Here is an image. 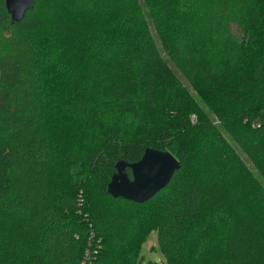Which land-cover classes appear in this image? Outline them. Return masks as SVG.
Returning a JSON list of instances; mask_svg holds the SVG:
<instances>
[{
    "label": "trees",
    "instance_id": "1",
    "mask_svg": "<svg viewBox=\"0 0 264 264\" xmlns=\"http://www.w3.org/2000/svg\"><path fill=\"white\" fill-rule=\"evenodd\" d=\"M34 1L0 0V264H264V0ZM147 147L169 185L110 196Z\"/></svg>",
    "mask_w": 264,
    "mask_h": 264
},
{
    "label": "water",
    "instance_id": "2",
    "mask_svg": "<svg viewBox=\"0 0 264 264\" xmlns=\"http://www.w3.org/2000/svg\"><path fill=\"white\" fill-rule=\"evenodd\" d=\"M7 13L12 21H21L29 9H33L34 0H4ZM143 157L138 162L129 163L120 159L116 167V173L108 183V193L117 199L136 201L140 204L147 202L156 193L167 187L172 176L181 168L179 159L169 151L145 148ZM127 169L132 172L129 177Z\"/></svg>",
    "mask_w": 264,
    "mask_h": 264
},
{
    "label": "rangeland",
    "instance_id": "3",
    "mask_svg": "<svg viewBox=\"0 0 264 264\" xmlns=\"http://www.w3.org/2000/svg\"><path fill=\"white\" fill-rule=\"evenodd\" d=\"M231 23V22H230ZM231 34L238 35L237 25L231 24ZM216 54L218 50L215 49ZM218 60V59H217ZM250 163V162H249ZM156 231H152L148 234V238L141 247V257L145 261L153 260L158 264H167L164 254H162L159 246L158 236Z\"/></svg>",
    "mask_w": 264,
    "mask_h": 264
},
{
    "label": "built area",
    "instance_id": "4",
    "mask_svg": "<svg viewBox=\"0 0 264 264\" xmlns=\"http://www.w3.org/2000/svg\"><path fill=\"white\" fill-rule=\"evenodd\" d=\"M88 248L85 249L84 259L80 264H93L96 257V250H97V241L94 240L92 237H89V244Z\"/></svg>",
    "mask_w": 264,
    "mask_h": 264
}]
</instances>
